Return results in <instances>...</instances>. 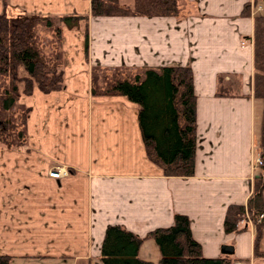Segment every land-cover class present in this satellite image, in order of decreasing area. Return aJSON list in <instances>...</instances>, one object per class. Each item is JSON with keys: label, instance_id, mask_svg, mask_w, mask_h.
<instances>
[{"label": "crops", "instance_id": "crops-1", "mask_svg": "<svg viewBox=\"0 0 264 264\" xmlns=\"http://www.w3.org/2000/svg\"><path fill=\"white\" fill-rule=\"evenodd\" d=\"M247 2L250 15H243ZM4 10L86 15L90 0H0ZM255 15H264V0H181L174 16H90L87 56L83 23L64 27V87L22 95L20 103L31 109L26 144L0 148V254L10 255V264H102L106 227L119 225L143 237L183 214L204 257L225 255L221 246L227 244L234 262L264 264L253 256L252 222L239 233L223 229L227 206L246 203L258 172L263 104L252 92ZM94 65L191 68L193 175H164L147 157L138 105L121 95L91 94ZM57 166L68 174L49 177ZM138 255L160 264L150 238Z\"/></svg>", "mask_w": 264, "mask_h": 264}, {"label": "trees", "instance_id": "trees-1", "mask_svg": "<svg viewBox=\"0 0 264 264\" xmlns=\"http://www.w3.org/2000/svg\"><path fill=\"white\" fill-rule=\"evenodd\" d=\"M181 0H134L132 7L119 0H90L86 15L0 13V144L14 149L26 144L30 107L19 102L35 88L49 93L64 87L63 28L83 23L84 52L88 53L90 16H174ZM251 4L242 8L250 15ZM253 96L262 101L258 144L260 164L245 204L226 208L225 233L255 228L253 256L264 258L260 241L264 234V15L253 17ZM91 94L121 95L138 105V122L147 157L167 176H191L195 167L196 95L189 66L91 67ZM216 95H223L220 91ZM262 216V217H261ZM150 238L160 252V264H233L229 255L204 257L191 233L190 221L175 214L168 227H157L143 237L119 226L106 227L101 243L102 264H153L139 257L141 242ZM11 256L0 254V264Z\"/></svg>", "mask_w": 264, "mask_h": 264}, {"label": "built area", "instance_id": "built-area-1", "mask_svg": "<svg viewBox=\"0 0 264 264\" xmlns=\"http://www.w3.org/2000/svg\"><path fill=\"white\" fill-rule=\"evenodd\" d=\"M257 163L260 164V158L257 159ZM67 174H68V170L64 166H57L48 171V176L54 179H59L60 177L65 176ZM233 264H252V262L240 260L234 262Z\"/></svg>", "mask_w": 264, "mask_h": 264}, {"label": "water", "instance_id": "water-1", "mask_svg": "<svg viewBox=\"0 0 264 264\" xmlns=\"http://www.w3.org/2000/svg\"><path fill=\"white\" fill-rule=\"evenodd\" d=\"M234 252V248L232 245L223 244L221 246V253L225 255H231Z\"/></svg>", "mask_w": 264, "mask_h": 264}, {"label": "rangeland", "instance_id": "rangeland-1", "mask_svg": "<svg viewBox=\"0 0 264 264\" xmlns=\"http://www.w3.org/2000/svg\"><path fill=\"white\" fill-rule=\"evenodd\" d=\"M62 40H63V38H62ZM20 102V101H19ZM263 107V106H262ZM261 114H262V112H261ZM0 148H3V149H11V148H8V147H6V146H4L3 144H0ZM12 150V149H11ZM257 159H259V157L257 158ZM256 164H258L257 163V160H256ZM4 166H5V162H4ZM4 172H5V169H4ZM1 175V174H0ZM5 175V174H4ZM1 180V179H0ZM3 181V179L1 180V182ZM4 182H5V179H4Z\"/></svg>", "mask_w": 264, "mask_h": 264}]
</instances>
